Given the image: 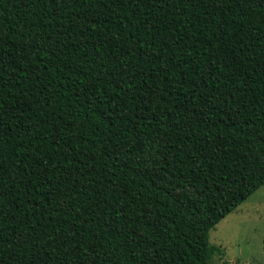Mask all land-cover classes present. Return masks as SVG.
<instances>
[{"label":"trees","instance_id":"obj_1","mask_svg":"<svg viewBox=\"0 0 264 264\" xmlns=\"http://www.w3.org/2000/svg\"><path fill=\"white\" fill-rule=\"evenodd\" d=\"M264 183V0H0V264H208Z\"/></svg>","mask_w":264,"mask_h":264},{"label":"rangeland","instance_id":"obj_2","mask_svg":"<svg viewBox=\"0 0 264 264\" xmlns=\"http://www.w3.org/2000/svg\"><path fill=\"white\" fill-rule=\"evenodd\" d=\"M221 249L208 264H264V183L208 231Z\"/></svg>","mask_w":264,"mask_h":264}]
</instances>
